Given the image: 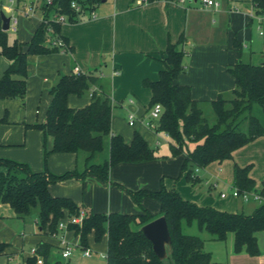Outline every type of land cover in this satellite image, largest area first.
Returning <instances> with one entry per match:
<instances>
[{
    "label": "crops",
    "instance_id": "crops-1",
    "mask_svg": "<svg viewBox=\"0 0 264 264\" xmlns=\"http://www.w3.org/2000/svg\"><path fill=\"white\" fill-rule=\"evenodd\" d=\"M214 1L218 6L206 7L200 0H96L92 4L94 18L61 23L60 34L68 49L28 55L24 104L19 98L0 99V158L24 162L33 171H41L46 166L54 174L84 168L85 154L72 152H52L44 165L43 152L45 148L51 149L52 138H44L41 130L27 126L44 121L51 100V87L61 75L73 73L75 67L84 74L96 76L90 91L98 90L111 99L113 132L120 134L126 143H130L134 132H138L151 147L165 141V151L170 152L169 137L142 123L151 98V90L144 86L143 81L157 80L159 72L166 68L163 59L169 42L176 43L181 36L184 38L177 45V49L184 52V70L174 82L189 86L192 99L199 101V105H211L210 102L219 95L230 98L235 79L227 68L235 62L264 64V15L256 13L252 0ZM44 4V0H0V14L18 18L12 40L23 44V50L42 22ZM1 26L2 23L0 29ZM49 40L48 37L46 43ZM7 66L8 61L0 56V76ZM90 91L82 97L70 95L68 105L73 108L86 106L90 102ZM129 111L138 118L133 126L128 124ZM188 146L192 147V144ZM169 160L167 157V164L163 163L165 169L171 162L175 163ZM151 161L114 165L109 169L108 182L88 174L82 180L70 178L49 184L48 190L53 196L69 197L95 213L137 214L146 209L153 215H159V206L148 198L143 197L137 205L126 193L127 190H157L161 177H171L165 175L162 167L158 174H149L153 173L148 165ZM235 165H249L248 176L254 180L257 190L261 188L264 180V135L234 150L231 158L196 168L194 176L199 182L194 186L184 185L183 179L173 183L171 179H164L163 183L167 189L177 190L184 199L200 206L250 214L258 203L242 202L229 196ZM221 193L227 196L221 198ZM14 219L23 226L19 238L10 241L5 237V231L9 225L7 222ZM36 219L35 214L19 218L8 204L0 203V243L6 244L0 255V264H22L29 257V250L40 242L50 244L51 257L54 250L59 253V258L51 261L69 260L72 256H61L62 238L75 250L81 249L73 230L67 227L57 229L53 234L47 228L41 230ZM67 219L65 216L62 221ZM256 235L258 255H249L244 249L235 252L233 233H228L225 240L208 238L215 242L213 244H222L224 251L221 257L215 259L213 250L207 252L214 261L223 264H264V232ZM26 240L31 243L29 248L24 246ZM89 240L93 241V246L101 245L105 258L106 236L95 242L93 234L88 235L87 245L92 253Z\"/></svg>",
    "mask_w": 264,
    "mask_h": 264
},
{
    "label": "trees",
    "instance_id": "trees-1",
    "mask_svg": "<svg viewBox=\"0 0 264 264\" xmlns=\"http://www.w3.org/2000/svg\"><path fill=\"white\" fill-rule=\"evenodd\" d=\"M71 1L52 0L42 6V22L25 44V50L22 49L23 44L16 40L9 43L7 32L0 29V56L8 61L0 76V99L19 98L23 105L28 55L60 50L49 41L46 43L48 37L63 39L61 23L50 18L51 13L66 15L68 21L76 22L82 12L93 10L92 4L96 0H75L82 8L79 13L70 7ZM252 3L256 13L263 16L264 0H252ZM183 39L181 36L176 43L167 44L163 59L166 68L159 72L157 80L145 79L143 84L151 90L148 108L156 103L162 106L154 131L168 134L171 155L185 154L181 173L194 186L199 182L194 176L196 168L231 158L234 150L264 135L258 119L250 114L252 105H259L264 112V64L239 60L227 68L235 79L234 97L225 100L219 95L210 102L215 113V122L210 124L203 116L200 102L192 99L190 87L174 82L184 70V52L177 49ZM96 79V76L84 73L61 75L49 91L51 100L44 121L27 125L41 130L44 138H52L51 149L45 148L43 152L44 165L52 152H72L85 154L84 168L54 174L46 166L41 171H33L24 162L0 158V203L8 204L19 218L35 214L39 228H47L50 232L57 230L63 217L79 216L83 212L79 224L68 223L67 227L78 236L81 249L88 248L89 234H93L95 242L106 236V264H223L214 261L210 253L203 250V240L199 236L184 232L183 225L189 226L194 222L199 230L207 231L215 240H225L228 233H233L235 252L244 249L249 255H258L256 234L264 232V201L258 203L252 213L244 214L200 206L184 199L175 189H167L163 183L157 190H127L138 205L145 196L157 200L159 215H153L146 209L137 214L95 213L69 197L50 194L49 184L70 178L82 180L88 174L108 182L112 166L143 163L156 158L154 149L138 132H134L130 143H126L120 134L112 131L113 104L108 95L90 92V102L86 106L73 108L68 105L70 95L82 97L87 94ZM245 121L246 131L242 127ZM189 144H192L191 148ZM249 168V165L234 166L233 187L240 191H257L264 198V180L257 190L254 180L248 176ZM159 216L165 217L171 237L172 252L164 259L155 255L151 242L141 230L144 224ZM5 247V243H0V255ZM36 248L43 258L42 264H69L62 260L51 261L48 243L40 242ZM22 264H36V260L28 257Z\"/></svg>",
    "mask_w": 264,
    "mask_h": 264
},
{
    "label": "rangeland",
    "instance_id": "rangeland-1",
    "mask_svg": "<svg viewBox=\"0 0 264 264\" xmlns=\"http://www.w3.org/2000/svg\"><path fill=\"white\" fill-rule=\"evenodd\" d=\"M54 16L55 15H51L50 18L53 19ZM13 37H14V34L12 33L11 30L8 29L7 30L8 42L11 43L13 41L12 40ZM49 38L50 39L51 38L54 39L55 36L49 37ZM90 92H92V91H90ZM94 93H96L98 95L99 91L96 90ZM233 97L234 96L231 95L230 98H224V99L225 100H229V99H233ZM224 105L227 106L228 104L225 103ZM201 108H202V111H203V116L207 119V121L210 124L214 123L215 122V113L213 111L212 106L211 105H201ZM250 114L254 115L258 119L259 123L261 124L262 128L264 129V112L262 111L261 107L259 105H252L251 110H250ZM243 130H245V131L247 130V122L246 121L244 122ZM152 148L154 149L156 158L148 164L150 166L149 167L150 171L153 172V173L150 172L149 174H151V175H154L155 173L158 174V172L161 170V167L164 168V164L163 163L167 164L166 159L168 157L170 159L169 161H173L174 160L176 164L174 162H171L170 164L167 165L166 169L164 168L165 175L167 174V175H170L171 177H169V176L161 177L162 178L161 179V183L164 182V179H171L172 183L176 182V181H178L180 179H183L184 185H189L190 186V184L186 180L185 176L181 173V166H182V163L184 161L183 155L185 157V154L184 153H180L178 155H175V157H173V155H171L170 152L165 151V149L167 148V144H166L165 141H161V143L159 145H154L153 144ZM189 148H191V146ZM204 187L205 186H203V188ZM126 193L132 199L130 194L128 192H126ZM145 197L148 198V200L151 201V203H153L157 207L159 206V211H160V205H158L159 202L157 200H155L153 198H150V197H147V196H145ZM133 202H134V200H133ZM253 203H254V201H253ZM135 204H137V203H135ZM7 224H9V225L6 227V231H5L6 235H5V237H7V239H9L10 241H13V240L16 241L19 238L20 232L22 230L21 228H22L23 225L17 219H14L13 221L7 222ZM183 226H184V232L185 233L192 234V235H197L203 240V242H204L203 250L204 251L207 252L208 250H213L212 251L213 252L212 253L213 254L212 255L213 258L216 259V258L222 256L223 251H224L222 246H221L222 244H213L215 242H211V240H208V238H212L211 234H209L205 230H199L195 222L193 224H191L190 226H187V225H183ZM89 243L92 246V254H91L90 257L82 256L83 255L82 254L83 249H76L74 251V253L72 254V256L69 258V260L68 259L64 260L62 258L60 260L67 261V262L69 261L70 264H106L101 245L98 246V247L97 246H93L94 245L93 241H90V240H89ZM218 243H220V242H218ZM215 245H218V246H216V248H215ZM24 246H25V248H29L31 246V243L29 242V240L25 241ZM56 252L54 250L53 251L54 256L51 257V254H50L49 255V259L59 258V255H58L59 253L58 252L56 253Z\"/></svg>",
    "mask_w": 264,
    "mask_h": 264
},
{
    "label": "built area",
    "instance_id": "built-area-1",
    "mask_svg": "<svg viewBox=\"0 0 264 264\" xmlns=\"http://www.w3.org/2000/svg\"><path fill=\"white\" fill-rule=\"evenodd\" d=\"M44 1L46 4H50L52 2V0H44ZM141 1L147 2L148 0H141ZM200 2L206 7L218 6V3L214 0H200ZM70 7L75 12H78V13L82 10L81 5L75 0L71 1ZM95 16L96 15H95L94 10H90L87 12H82L80 14L79 20H87V19L94 18ZM53 20L58 23H64L68 21V18L66 15L56 14ZM0 23H2L1 17H0ZM17 24H18V18L15 16L10 17L8 29L11 31H15ZM49 31L51 32L52 30L49 29ZM49 42L51 45H55L61 50L65 49V43L59 37H56L54 39L51 38ZM73 73L81 74L82 71L78 67H75L73 69ZM130 102H132V100H130ZM161 112H162V106L159 103L153 104L151 107L147 109V116L142 119V123L148 128H151L152 130H154L160 118ZM127 119H128V124L130 126H133L137 122L138 118L134 112L129 111L127 114ZM163 134L166 138L169 137L167 133H163ZM226 196H227L226 193L220 194L221 198H225ZM229 196L233 199L240 200L242 202L254 201L256 203H261L262 201H264V198L257 191H240L237 189V187L231 188V190L229 191ZM82 217H83V212H81L79 216L68 217L66 222L60 220L57 226V229L67 228L68 223L79 224L82 220ZM53 234H56V232H53ZM60 245H61V256L63 258H68L69 256L72 255V252L75 250V247L63 238L60 241ZM82 254L86 257H90L92 253L88 248H86V249H83ZM29 257L35 258L36 264H42L43 262V258L37 252L36 247H32L29 250Z\"/></svg>",
    "mask_w": 264,
    "mask_h": 264
},
{
    "label": "water",
    "instance_id": "water-1",
    "mask_svg": "<svg viewBox=\"0 0 264 264\" xmlns=\"http://www.w3.org/2000/svg\"><path fill=\"white\" fill-rule=\"evenodd\" d=\"M2 20L1 29L7 31L9 28L10 17L0 14ZM144 236L151 242L152 250L155 255L164 259L172 252L171 237L168 231L164 216L156 217L141 227Z\"/></svg>",
    "mask_w": 264,
    "mask_h": 264
}]
</instances>
